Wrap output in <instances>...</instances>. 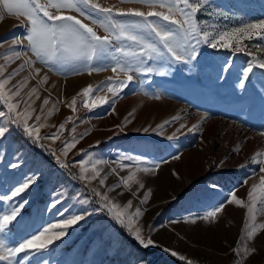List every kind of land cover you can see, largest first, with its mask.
Wrapping results in <instances>:
<instances>
[{
	"label": "rangeland",
	"instance_id": "rangeland-1",
	"mask_svg": "<svg viewBox=\"0 0 264 264\" xmlns=\"http://www.w3.org/2000/svg\"><path fill=\"white\" fill-rule=\"evenodd\" d=\"M94 2L104 7L147 11L136 2ZM201 2L203 7L195 19L202 30L229 31L264 20V0ZM71 14L90 24L98 35L108 34L96 20L90 21L75 11ZM0 16H3L0 65L5 68L0 79L7 78L26 59H31L32 66L26 65L5 90L15 91V86L27 79L20 97H15L13 102L20 105L17 111H23V101H28L30 110H35L29 124L38 126L35 116L39 115V124L46 125L40 128L41 139L36 140L23 131L22 125L10 122L7 115L0 116V127L8 129L0 138V196H10L28 177H36L28 189L11 201H0V215H3L11 204L27 200L16 219L0 233V240L14 247L37 234L43 226L59 224L72 215L84 216L66 229L67 235L54 239L39 251L34 246L27 253H19L13 264H141L142 260L148 264H187L188 260L192 264H264V229L249 237L250 227H246L253 222L257 227L264 223V204L257 200L253 221L246 207L228 203L226 199L235 192L238 199L251 203L248 201L251 186L259 185L260 176L264 175L261 172L264 165L253 162L255 154L264 150L261 134L264 133V68H253L249 79L243 81L245 86L240 87L247 65L254 59L264 60V34L250 40L230 41V48L197 43L199 37L190 35L188 40L197 50L194 60L177 62L165 50L162 58L145 63L144 67L153 68L151 73H129L133 80L113 96L104 86L108 78H112L113 84L117 79L127 78L125 73L111 70L114 61L103 65L104 70L91 74L74 64L45 63L27 47L28 20L9 15L2 5ZM13 40L21 43L10 46ZM236 47L243 50L234 51ZM14 50L22 56L10 63L5 57ZM36 68L41 69L39 75L34 74ZM44 75L48 81L41 85ZM89 85L102 90L84 97L82 89ZM33 87L38 89L39 99L34 95L29 100L27 93ZM96 94L110 97L111 102L91 110L84 107L82 101L91 104ZM45 98L49 99L48 105L43 104ZM73 98L77 100L75 111L68 107ZM7 111L0 101V112ZM62 123L65 128L61 131ZM162 124L164 127H159ZM72 128L76 129L75 133ZM53 134H58V138L51 139ZM73 136L78 143L65 156V143L71 142ZM174 156L179 159H173ZM58 159L69 167H61ZM81 160L89 161L85 165L89 169L97 160L102 161L96 165L100 171L96 180L79 179ZM152 165H159L152 173L138 171ZM133 172L144 188L130 182V188L121 184L109 191L122 177ZM101 178L105 179V185H100ZM93 188L107 194L122 210L131 201L126 218L137 208L141 209V216L133 215V230L140 228L145 239L154 241V246L149 248L159 249L153 254L140 250L143 246L102 207ZM148 190L151 195L142 203ZM57 200L59 203L53 207ZM222 203L221 212L203 219ZM193 219L195 223L191 222ZM60 230L52 229L36 243ZM234 248L239 249V254L233 252ZM172 251L178 255H171ZM180 256L185 259L181 260ZM0 264L8 262L0 261Z\"/></svg>",
	"mask_w": 264,
	"mask_h": 264
},
{
	"label": "snow or ice",
	"instance_id": "snow-or-ice-1",
	"mask_svg": "<svg viewBox=\"0 0 264 264\" xmlns=\"http://www.w3.org/2000/svg\"><path fill=\"white\" fill-rule=\"evenodd\" d=\"M122 2H136L147 8V11L143 8H117L115 6L104 7L101 4L94 2V0H0V5L9 15L17 17H25L28 24L27 31V47L37 59L44 60L45 63H55L61 65L74 64L82 66L89 74L92 72H100L104 70L103 65L110 64L111 70L116 72H123L126 74V80L115 81L113 84L112 78L109 77L105 82L107 91L112 93L113 96L119 94L118 90L127 85L128 82L133 80V76L129 73L133 71H143L145 73H151L153 68L151 66L144 67L147 61H153L164 56L166 50L167 54L171 56L177 62L187 63L189 60H194L197 56V50L188 37L191 35L193 38L199 37L197 43L203 42L209 44L211 47L216 48L218 46L230 48L232 47L230 41L236 40L239 42L241 39H252L254 36L264 34V20L256 23L244 24L242 27L233 28L229 31H206L199 28L198 22L195 17L197 13L203 7L201 0H122ZM75 11L81 17H86L90 21L96 20V22L102 26L107 35L100 36L97 31L88 23H84L82 19L76 15H72L71 12ZM100 14L99 17L94 14ZM117 17H130L138 19H117ZM155 18V19H152ZM3 16H0V20ZM156 21H163L164 23H157ZM22 27L24 25H21ZM118 42V43H114ZM21 41L13 40L10 46L20 44ZM0 46H3L0 43ZM234 51H242L240 47L233 49ZM22 53L20 51H12L10 56L5 57L8 62L21 59ZM33 61L26 59L12 73L8 74L7 78L0 79V101H3L8 111L7 113L0 112V116H8L10 122L17 125H22L23 131L31 138L36 140L41 139L39 132L40 128L46 125L39 124L41 116H35V120L38 126L29 124V120L32 119V113L34 109L30 110V104L28 101H23L25 107L23 111H17L20 105L13 102L15 97H20V89L27 83V79L21 82L20 85L15 86L16 90L8 92L5 90V86L18 75L20 71H23L25 66L31 67ZM264 68V60L257 62L255 59L250 62L243 72L242 82L240 87L245 86L243 81L249 79V73L253 68ZM41 69H34V74L39 75ZM5 68L0 65V77L4 76ZM48 81V76L44 75L40 84L43 85ZM102 90V87L93 89L91 85L82 89L81 95L89 97L94 93H98ZM38 89L33 87L28 93V99L31 100L35 95L36 99H39L37 94ZM110 97L94 95L93 102L88 103L87 100H83L82 104L89 110L94 109L101 104L110 103ZM44 105L49 104V99L43 100ZM77 104L76 98L71 100L68 107L75 111V105ZM113 111L115 109L113 108ZM49 115L52 113L49 112ZM131 115V114H130ZM179 119V117H173V120ZM71 117H69V121ZM165 124L169 121H165ZM159 127L163 128L164 125ZM195 127V126H194ZM62 131L65 128V124L62 123L59 126ZM8 131L7 127H0V138L6 135ZM71 131L75 133L76 129L72 128ZM147 131V129H145ZM264 135V133H261ZM51 139H57L58 134H53ZM172 139V137H169ZM78 140L73 136L71 142H66L63 152L66 156L68 151L75 147ZM236 151H239L237 148ZM173 159H179V156H174ZM138 162L139 158H137ZM61 167L67 168L69 165L61 161ZM253 162L264 165V150L258 151L253 157ZM89 161L81 160L79 162L80 180L91 182L96 180L100 176V171L96 165L102 163L97 160L92 164L91 169L85 167ZM16 167V165H12ZM159 165H152L151 167H144L138 169L145 173H152L158 168ZM91 171V175H87ZM261 172H264V167L261 168ZM36 177H28L21 183L20 186L15 187L11 192V195L0 196V201H11L12 197L19 195L29 188V185L35 182ZM130 182H135L139 188H144V184L137 179L136 172L131 173L127 177H122L120 183L109 188V191H114L116 187L121 184L130 188ZM100 185H105V179L99 180ZM258 187L260 194L257 195ZM95 196L99 197L102 207L117 221L120 225L125 226L132 234L138 243L145 249L150 246H154V241L151 238L145 239L141 234V229L136 228L133 230V215L139 217L142 215L141 209L137 208L134 214H129L125 217L127 209L132 207V202L128 201L126 207L122 210L121 205L115 203L110 197L98 191L96 188L92 189ZM151 195V190L144 196L142 203H146ZM230 199H227L228 203H235L236 205L246 207L249 218L255 220L254 209L256 207L257 200L259 203L264 204V175L260 176V184H253L251 191L248 193V201L251 203L246 204L244 200L238 199L236 193L230 194ZM27 203V200L22 199L19 202L10 205V210H5L3 215H0V233H3L7 226L16 219L20 210ZM59 203V200L53 203ZM224 208V204H220L212 211L207 212L203 219L208 220L221 212ZM84 219L83 215H72L67 219H64L61 223H50L47 226H43L42 230H38L37 234L31 235L30 238L24 239L16 246L10 247L4 244L0 240V261H6L8 264H13V258L19 253H27L34 246L37 251L46 248L53 240H58L67 235L66 229L70 226L77 224ZM195 223V219L191 221ZM248 233L249 237L253 236L258 230L264 229V223H260L258 227L253 222L250 226ZM61 229L55 232L53 235L44 239L41 243L37 244L45 233L50 232L52 229ZM165 251H169L165 249ZM252 253L256 249L251 250ZM233 252L239 254V249H233ZM171 255L177 256L175 251L171 252ZM181 260L185 257L180 256ZM141 264H148L146 260H142ZM187 264H192L191 260L187 261Z\"/></svg>",
	"mask_w": 264,
	"mask_h": 264
},
{
	"label": "trees",
	"instance_id": "trees-1",
	"mask_svg": "<svg viewBox=\"0 0 264 264\" xmlns=\"http://www.w3.org/2000/svg\"><path fill=\"white\" fill-rule=\"evenodd\" d=\"M134 244H136L135 242H133ZM140 248V250H142L143 252H145V253H151V254H153V253H155L158 249H159V247H155V248H147V249H145V248H143V247H139ZM183 264H186V263H183Z\"/></svg>",
	"mask_w": 264,
	"mask_h": 264
}]
</instances>
